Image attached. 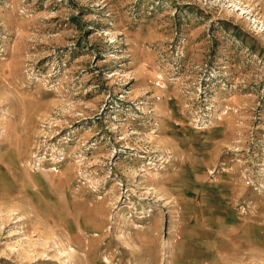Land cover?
Masks as SVG:
<instances>
[{"label":"rangeland","instance_id":"374dc122","mask_svg":"<svg viewBox=\"0 0 264 264\" xmlns=\"http://www.w3.org/2000/svg\"><path fill=\"white\" fill-rule=\"evenodd\" d=\"M0 264H264V0H0Z\"/></svg>","mask_w":264,"mask_h":264}]
</instances>
